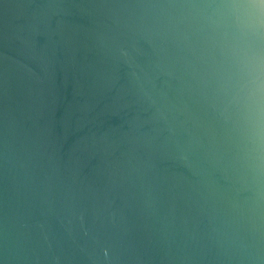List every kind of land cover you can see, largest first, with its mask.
Here are the masks:
<instances>
[{
    "label": "water",
    "instance_id": "water-1",
    "mask_svg": "<svg viewBox=\"0 0 264 264\" xmlns=\"http://www.w3.org/2000/svg\"><path fill=\"white\" fill-rule=\"evenodd\" d=\"M223 2L0 0V264H264Z\"/></svg>",
    "mask_w": 264,
    "mask_h": 264
},
{
    "label": "clouds",
    "instance_id": "clouds-1",
    "mask_svg": "<svg viewBox=\"0 0 264 264\" xmlns=\"http://www.w3.org/2000/svg\"><path fill=\"white\" fill-rule=\"evenodd\" d=\"M224 0L215 16L235 61L232 103L237 163L264 166V0Z\"/></svg>",
    "mask_w": 264,
    "mask_h": 264
}]
</instances>
